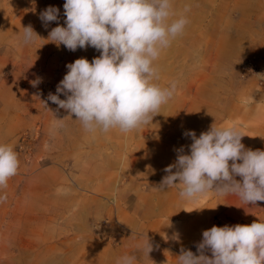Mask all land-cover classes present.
I'll return each instance as SVG.
<instances>
[{
	"label": "rangeland",
	"instance_id": "1",
	"mask_svg": "<svg viewBox=\"0 0 264 264\" xmlns=\"http://www.w3.org/2000/svg\"><path fill=\"white\" fill-rule=\"evenodd\" d=\"M64 3L0 0V144L20 161L0 187V264H116L126 254L136 264H178L182 248L198 254L212 226L264 222V202L213 192L188 201L178 187L160 190L176 150L190 154L186 131L199 137L213 124L236 125L246 149L264 150V0H172L173 18L188 23L154 64L155 82L177 90L150 123L127 133L86 131L47 101L67 64L100 55L47 40L66 27ZM49 6L59 18L46 28L39 16ZM29 25L40 38L25 44Z\"/></svg>",
	"mask_w": 264,
	"mask_h": 264
},
{
	"label": "clouds",
	"instance_id": "2",
	"mask_svg": "<svg viewBox=\"0 0 264 264\" xmlns=\"http://www.w3.org/2000/svg\"><path fill=\"white\" fill-rule=\"evenodd\" d=\"M63 8L66 27L52 28L47 40L73 52L92 47L100 55L91 62L79 58L67 64V73L47 101L74 114L89 132L127 133L150 123L177 90L175 82L168 87L155 82L159 73L154 62L183 33L187 18H173L172 0H65ZM39 18L47 28L58 21L59 9L49 6ZM23 29L25 44L39 37L31 25ZM40 82L38 78L31 83L35 87ZM184 135L192 140L190 154L183 147L176 150V161L164 169L167 175L160 190L178 187L180 197L188 201L213 192L236 195L247 205L264 202V150L246 149L241 142L245 135L236 125L213 124L199 137L194 131ZM19 165L14 148L0 144V187L7 186ZM172 239L178 240V234ZM143 240L149 257L153 245L147 233ZM196 248L198 254L182 248L178 264H264V222L212 226L202 232ZM136 261L135 255L126 254L116 264Z\"/></svg>",
	"mask_w": 264,
	"mask_h": 264
}]
</instances>
